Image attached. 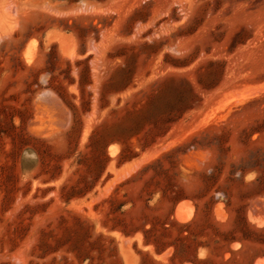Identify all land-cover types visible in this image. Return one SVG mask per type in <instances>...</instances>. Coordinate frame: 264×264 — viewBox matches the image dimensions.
<instances>
[{
  "label": "rangeland",
  "instance_id": "1",
  "mask_svg": "<svg viewBox=\"0 0 264 264\" xmlns=\"http://www.w3.org/2000/svg\"><path fill=\"white\" fill-rule=\"evenodd\" d=\"M0 264H264V0H0Z\"/></svg>",
  "mask_w": 264,
  "mask_h": 264
}]
</instances>
